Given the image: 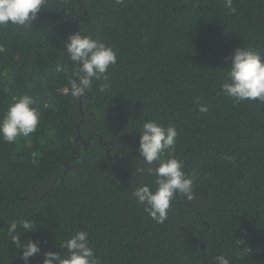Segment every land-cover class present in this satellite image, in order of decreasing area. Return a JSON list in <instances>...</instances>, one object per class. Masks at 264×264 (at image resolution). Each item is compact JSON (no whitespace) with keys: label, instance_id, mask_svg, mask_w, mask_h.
Returning <instances> with one entry per match:
<instances>
[{"label":"trees","instance_id":"1","mask_svg":"<svg viewBox=\"0 0 264 264\" xmlns=\"http://www.w3.org/2000/svg\"><path fill=\"white\" fill-rule=\"evenodd\" d=\"M46 0L32 25L0 26V118L30 95L39 125L15 143L0 138V264H25L7 236L62 256L60 242L89 234L101 264H264V102L222 91L236 47L264 57V0ZM80 31L111 46L108 87L73 97L64 44ZM68 71L56 73V63ZM62 89L64 91H62ZM207 111L201 112L200 108ZM147 120L172 125L165 152L183 161L195 198L177 197L157 223L132 191L154 177L139 152ZM156 167V162H153Z\"/></svg>","mask_w":264,"mask_h":264},{"label":"clouds","instance_id":"2","mask_svg":"<svg viewBox=\"0 0 264 264\" xmlns=\"http://www.w3.org/2000/svg\"><path fill=\"white\" fill-rule=\"evenodd\" d=\"M120 0H116L119 3ZM46 0H0V26L9 24L27 28L32 25ZM225 7L235 13L233 0H225ZM68 59L72 62V76L68 79L67 90L73 97H81L89 92L94 81H104L100 86L103 92L108 87L110 66L117 63V55L111 46L91 34L80 31L70 35L64 44ZM227 79L222 83V91L235 103L245 101L264 102V57L251 47H236L230 57ZM54 71L64 73L68 68L56 63ZM62 91H64L62 89ZM30 95L13 98L7 111L0 118V138L7 143H15L20 137L34 133L39 125L38 109ZM207 111L206 107L200 108ZM140 130L139 152L146 167L137 169L141 174L153 176L154 184H144L132 191L135 200L145 206V211L157 223L167 219L171 202L178 196L191 201L195 198L193 180L184 171L183 161L165 152L174 149L178 132L172 125L165 126L156 120H147ZM153 162L157 166L153 167ZM34 232V221L12 220L7 227V236L21 252L20 258L29 264V259L41 251L37 242L21 240L23 232ZM65 249L63 256L55 251L44 253L43 264H101L95 250L90 247L89 234L76 231L60 242ZM215 264H231L225 255L214 257Z\"/></svg>","mask_w":264,"mask_h":264}]
</instances>
